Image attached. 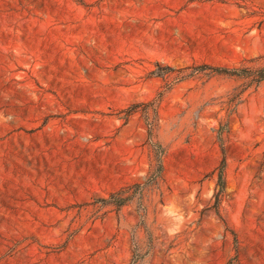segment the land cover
Here are the masks:
<instances>
[{
	"label": "rangeland",
	"instance_id": "374dc122",
	"mask_svg": "<svg viewBox=\"0 0 264 264\" xmlns=\"http://www.w3.org/2000/svg\"><path fill=\"white\" fill-rule=\"evenodd\" d=\"M261 55L264 0H0V264H264V82L150 73Z\"/></svg>",
	"mask_w": 264,
	"mask_h": 264
},
{
	"label": "trees",
	"instance_id": "16d2710c",
	"mask_svg": "<svg viewBox=\"0 0 264 264\" xmlns=\"http://www.w3.org/2000/svg\"><path fill=\"white\" fill-rule=\"evenodd\" d=\"M161 65L159 63L156 64V68L152 69L150 71L151 74L156 76H165L169 72L172 73L174 71H177V75L175 76V79L182 80L188 77H193L196 75L204 74L207 76L210 75H224L232 78L241 79L242 83L235 87L234 91L232 92V95L230 97L229 104L230 106H236L241 100H242V94L252 88H256L259 85H261L264 82V55L252 57L245 59L241 61L238 64L233 65H215L211 63H199V64H193L190 66L183 67L181 69L176 70L172 66H166L167 70L161 71L159 68ZM229 106V107H230ZM135 111V106H131L124 110V116H122L125 119H128V117ZM224 127L222 126L220 129V139H222V133L224 131ZM152 131L149 127V134L151 135ZM163 164L161 162V159L159 158V169L157 173H155V179L156 177L162 172ZM225 167H226V158L223 157L220 165L218 166V180H217V186L218 190L216 192V204L217 207L219 205L221 196L224 192L225 186H226V179H225ZM149 182L142 183V182H135L134 184H130L128 186H125L121 188L118 191H115L110 194L108 198H102L100 199L102 203L104 204H114L116 206H122L130 201L132 198V195L129 192V188L132 186H135L139 189H142L143 185L148 184Z\"/></svg>",
	"mask_w": 264,
	"mask_h": 264
}]
</instances>
